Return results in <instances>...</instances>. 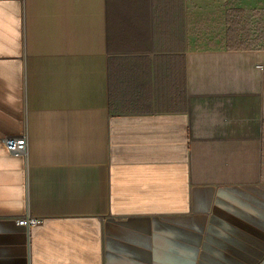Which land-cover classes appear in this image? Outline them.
Here are the masks:
<instances>
[{
    "label": "crops",
    "instance_id": "1",
    "mask_svg": "<svg viewBox=\"0 0 264 264\" xmlns=\"http://www.w3.org/2000/svg\"><path fill=\"white\" fill-rule=\"evenodd\" d=\"M0 264H264V0H0Z\"/></svg>",
    "mask_w": 264,
    "mask_h": 264
},
{
    "label": "built area",
    "instance_id": "2",
    "mask_svg": "<svg viewBox=\"0 0 264 264\" xmlns=\"http://www.w3.org/2000/svg\"><path fill=\"white\" fill-rule=\"evenodd\" d=\"M4 143L8 150L14 154H26L28 151V142L25 135L17 137H7L4 139ZM42 221L32 215H28L18 219V223L24 226H32L40 224Z\"/></svg>",
    "mask_w": 264,
    "mask_h": 264
}]
</instances>
